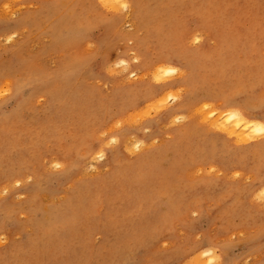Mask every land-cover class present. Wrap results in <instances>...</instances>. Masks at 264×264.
Masks as SVG:
<instances>
[{"label": "rangeland", "instance_id": "1", "mask_svg": "<svg viewBox=\"0 0 264 264\" xmlns=\"http://www.w3.org/2000/svg\"><path fill=\"white\" fill-rule=\"evenodd\" d=\"M136 1L0 0V264H264V0Z\"/></svg>", "mask_w": 264, "mask_h": 264}, {"label": "bare ground", "instance_id": "2", "mask_svg": "<svg viewBox=\"0 0 264 264\" xmlns=\"http://www.w3.org/2000/svg\"><path fill=\"white\" fill-rule=\"evenodd\" d=\"M126 1H128V0H126ZM134 4H135V6H136V11H137V8H138V4H137V1L136 0H134ZM159 67H161V66H159ZM166 70H167V68H165ZM13 71V70H12ZM131 73V72H130ZM158 79V78H157ZM186 104V103H185ZM233 110V109H232ZM232 113H235V114H232ZM230 115L228 116V118H227V120L228 119H231L232 120V118L234 119V123L237 125V126H240V125H242L244 128H250V129H252V131H255V132H258V131H260L259 129H260V126L262 125L260 122H258V121H251V120H249L248 118H246V116H244V115H242L241 113H238V112H236V111H234V112H231L230 111V113H229ZM263 122V121H262ZM216 123V122H215ZM216 126V125H215ZM223 127V126H222ZM221 128V127H220ZM101 151V150H100ZM100 151L98 152V153H100ZM101 155H103V154H99L98 156L100 157ZM98 157V158H99ZM206 254V251L204 250V251H200V252H198V254H197V256H196V258H199V257H203L204 255ZM202 261V260H201ZM195 264H201V262H199L198 260H196L195 262H194Z\"/></svg>", "mask_w": 264, "mask_h": 264}, {"label": "snow or ice", "instance_id": "3", "mask_svg": "<svg viewBox=\"0 0 264 264\" xmlns=\"http://www.w3.org/2000/svg\"><path fill=\"white\" fill-rule=\"evenodd\" d=\"M124 7H127V5H124ZM259 130L264 132V125H261Z\"/></svg>", "mask_w": 264, "mask_h": 264}]
</instances>
